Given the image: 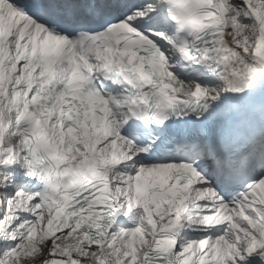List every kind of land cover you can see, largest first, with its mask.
I'll return each mask as SVG.
<instances>
[{
	"label": "snow or ice",
	"instance_id": "snow-or-ice-1",
	"mask_svg": "<svg viewBox=\"0 0 264 264\" xmlns=\"http://www.w3.org/2000/svg\"><path fill=\"white\" fill-rule=\"evenodd\" d=\"M0 264H264V0H0Z\"/></svg>",
	"mask_w": 264,
	"mask_h": 264
}]
</instances>
